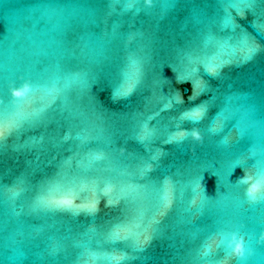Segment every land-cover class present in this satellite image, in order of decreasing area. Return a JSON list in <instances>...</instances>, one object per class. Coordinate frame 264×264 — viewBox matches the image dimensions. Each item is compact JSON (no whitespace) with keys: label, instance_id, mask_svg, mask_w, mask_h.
I'll list each match as a JSON object with an SVG mask.
<instances>
[{"label":"water","instance_id":"obj_1","mask_svg":"<svg viewBox=\"0 0 264 264\" xmlns=\"http://www.w3.org/2000/svg\"><path fill=\"white\" fill-rule=\"evenodd\" d=\"M0 132V264H264V0H0Z\"/></svg>","mask_w":264,"mask_h":264},{"label":"clouds","instance_id":"obj_2","mask_svg":"<svg viewBox=\"0 0 264 264\" xmlns=\"http://www.w3.org/2000/svg\"><path fill=\"white\" fill-rule=\"evenodd\" d=\"M192 135H193L194 138L200 139V132L198 130L193 129L192 130ZM235 250H236V252L242 254V248H241V244L240 243H237Z\"/></svg>","mask_w":264,"mask_h":264},{"label":"snow or ice","instance_id":"obj_3","mask_svg":"<svg viewBox=\"0 0 264 264\" xmlns=\"http://www.w3.org/2000/svg\"><path fill=\"white\" fill-rule=\"evenodd\" d=\"M192 116L198 118V111L192 113ZM0 135H3V132H0ZM249 194L251 195V192ZM51 202L52 203H55L56 206H60V204L66 203V202H53V201H51ZM169 203H171V200H169ZM148 239H150V237L149 236H146L145 237V240H148Z\"/></svg>","mask_w":264,"mask_h":264}]
</instances>
